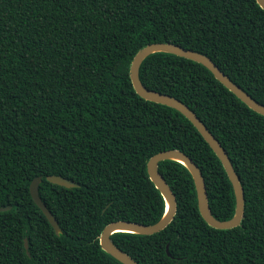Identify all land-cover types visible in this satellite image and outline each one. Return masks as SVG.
Masks as SVG:
<instances>
[{
  "label": "trees",
  "instance_id": "trees-1",
  "mask_svg": "<svg viewBox=\"0 0 264 264\" xmlns=\"http://www.w3.org/2000/svg\"><path fill=\"white\" fill-rule=\"evenodd\" d=\"M155 42L207 55L264 105L256 0H0V207H10L0 212V264H121L99 235L113 221L160 219L164 200L146 163L163 150L196 163L214 217L233 216L234 191L209 144L179 111L132 86L133 56ZM139 77L185 103L219 141L240 178L244 213L237 227H211L187 168L164 160L172 221L151 235L113 233L112 242L139 264H264V116L205 66L171 53L147 56ZM37 176L60 235L31 197Z\"/></svg>",
  "mask_w": 264,
  "mask_h": 264
},
{
  "label": "water",
  "instance_id": "water-1",
  "mask_svg": "<svg viewBox=\"0 0 264 264\" xmlns=\"http://www.w3.org/2000/svg\"><path fill=\"white\" fill-rule=\"evenodd\" d=\"M256 2L262 9H264V0H256ZM156 52L171 53L202 64L212 73V75L220 83H222L245 105H247L253 111L264 116V105L260 104L258 101L252 98L246 91H244L240 86L234 83L226 74H224L220 70V68L207 55L191 49L183 48L180 45L165 42L150 43L137 51V53L133 56L131 60L129 69L130 80L135 92L145 100L166 105L179 111L194 125V127L198 130V132L209 144L215 155L220 160L231 182L235 196V208L233 216L229 219L219 220L214 217L209 207L204 178L196 163L189 156H187L185 153L178 149H168L160 151L151 156L146 163L148 177L152 181L154 186L159 190L164 200V211L160 219L152 224H142L124 220L113 221L105 225L99 235L98 239L101 249L107 254H109L111 257L119 261L121 264L139 263L136 262L130 255L121 250L112 242L110 237L113 233L125 232L137 235H151L163 230L172 221L176 213L177 205L175 194L172 192L170 186L167 184L158 169V164L161 161L173 160L187 168L194 182L199 213L205 220V222L211 227L216 229H230L237 227L241 224V220L244 213V191L241 185L240 178L236 173L227 152L221 146L219 141L214 137V135H212V133L208 130L204 123L195 114V112L181 100L171 95L148 89L142 84L139 77V69L141 63L147 56ZM41 179V176H37L32 179L29 187L31 197L34 203L40 208L44 216L47 218L56 235H60L62 231L58 224V221L43 203L38 194V186L41 182ZM46 180L53 184H57L66 188H74L78 186V184L73 180L67 179L60 175H47ZM9 208V206L0 207V212L5 211ZM24 247L26 249L28 247L26 238L24 239Z\"/></svg>",
  "mask_w": 264,
  "mask_h": 264
}]
</instances>
